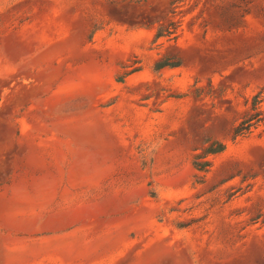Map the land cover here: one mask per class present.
Returning <instances> with one entry per match:
<instances>
[{
    "label": "rangeland",
    "instance_id": "1",
    "mask_svg": "<svg viewBox=\"0 0 264 264\" xmlns=\"http://www.w3.org/2000/svg\"><path fill=\"white\" fill-rule=\"evenodd\" d=\"M259 92L264 0H0V264H264Z\"/></svg>",
    "mask_w": 264,
    "mask_h": 264
},
{
    "label": "trees",
    "instance_id": "2",
    "mask_svg": "<svg viewBox=\"0 0 264 264\" xmlns=\"http://www.w3.org/2000/svg\"><path fill=\"white\" fill-rule=\"evenodd\" d=\"M175 6L174 2L169 3V11L165 14L162 19H157L153 22L157 23L156 31L154 35V39L158 40L160 38H164L166 41L176 40L178 37V28L180 25L179 20H175ZM174 56L164 55L160 57L154 64V69H161L164 67H175L181 64V60L177 58V60L172 61L171 59ZM263 97H261V92L255 94L252 97V102L250 109L242 116L241 120L233 129V138L239 136H245L250 134L253 129L263 126L262 131L264 132V109H261V103L263 101ZM225 144L222 142H217L216 146L212 148L209 146L207 148V153H217L224 150ZM209 164L208 161L203 162V166H199L194 162V167L196 169H203L205 166Z\"/></svg>",
    "mask_w": 264,
    "mask_h": 264
}]
</instances>
